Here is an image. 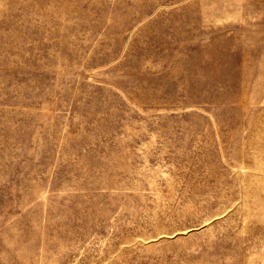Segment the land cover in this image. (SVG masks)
<instances>
[{"label":"rangeland","instance_id":"rangeland-1","mask_svg":"<svg viewBox=\"0 0 264 264\" xmlns=\"http://www.w3.org/2000/svg\"><path fill=\"white\" fill-rule=\"evenodd\" d=\"M0 264H264V0H0Z\"/></svg>","mask_w":264,"mask_h":264}]
</instances>
